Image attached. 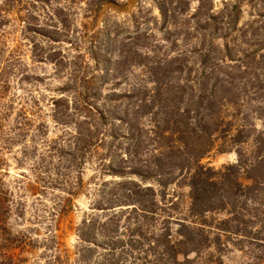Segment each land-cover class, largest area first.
Returning a JSON list of instances; mask_svg holds the SVG:
<instances>
[{
  "label": "trees",
  "instance_id": "trees-1",
  "mask_svg": "<svg viewBox=\"0 0 264 264\" xmlns=\"http://www.w3.org/2000/svg\"><path fill=\"white\" fill-rule=\"evenodd\" d=\"M195 1L154 0L159 39L137 15L127 36L97 30L56 89L69 97L50 98L60 134L49 139L41 93H19L41 82L23 47L41 61V36L64 41L49 26L64 34L65 19L56 6L41 25V0H0V264H29L39 243L20 223L25 192L49 203L42 264H229L235 253V264H264V0ZM59 54L45 53L55 71ZM16 146L17 165L31 160L17 189L4 157ZM225 152L235 160L201 163ZM80 198L69 248L58 220Z\"/></svg>",
  "mask_w": 264,
  "mask_h": 264
},
{
  "label": "rangeland",
  "instance_id": "rangeland-1",
  "mask_svg": "<svg viewBox=\"0 0 264 264\" xmlns=\"http://www.w3.org/2000/svg\"><path fill=\"white\" fill-rule=\"evenodd\" d=\"M210 2V0H208ZM214 2V7L217 8L220 0H212ZM97 0H41V25L48 26L50 24L49 16L52 13V8L56 6L59 7L62 11V15L65 19V24L67 25L66 30L62 33H59V29L62 27L61 22L58 23L55 27L49 26L52 30L50 32L55 39H61V36H66L64 41H51L47 38L41 36V51L59 50L60 54L57 56L65 62L66 67L55 71V66L53 61L49 60L45 53L41 56V61H36V58L31 56L29 48L30 45H25L24 59L30 67H33L32 70L41 77V82L24 84L23 90H19V93L32 94L36 95L35 92L41 93L40 105L36 109H41V121L47 123V137L49 139L56 138L60 134V127L55 125L50 117L52 109L50 105V98L57 97L60 95L68 96L70 92H64L60 94L56 89L58 86L63 85L68 81L69 78L73 77L69 73V68L67 64L73 59L77 51H82L85 53L88 47L91 45L93 40V35L97 30H102L106 28L112 34H116L118 38L127 36L129 33L133 32L135 25H132L131 16H139L140 29L146 30L148 33L152 34L149 41L152 39H159L166 35L167 28H160V22L155 17L158 15L157 5L154 0H110L105 2L97 12H99L96 19V10L98 5L96 4ZM196 5L195 0H190L189 8L193 11ZM116 24L118 26L112 28V25ZM46 26V25H45ZM172 29V27H170ZM62 34V35H61ZM13 39L17 38L16 33L13 34ZM51 41V42H50ZM179 44L181 42H178ZM164 51V46L160 48L159 54ZM87 56L78 59L79 63L87 61ZM121 88V87H119ZM42 134V133H41ZM45 136L41 135V141ZM42 143V142H41ZM41 148V152H42ZM14 154L4 155L7 159L6 168L8 169V174L5 176V179L13 187H19L22 179L19 178V174L26 170V175H30L28 171V163L31 160H26L21 162L20 165H17L14 157H21L19 153V148L16 146L14 148ZM235 160V155L232 152L225 153H216L202 159L201 163L213 166L215 168L220 167L223 164L233 162ZM92 171L87 169L85 171L84 177L88 178L91 175ZM33 178V176H31ZM16 180V182H13ZM25 197L23 199L26 203V221H22L21 226L27 227L30 229L33 237L39 242L33 253L30 255L28 260L29 264H42L41 260V236L46 232L44 229V224L41 223V218L44 216L42 212L43 205H49L43 199H35L37 195H31L28 192L24 193ZM78 206L75 207L73 211L67 215L61 217L58 220V234L61 235L62 241L67 247L75 242L74 229L79 223L83 210L87 206V200L80 198L77 201ZM47 221L46 219L44 220ZM238 253L231 254L227 257L226 262L229 264H235L238 260Z\"/></svg>",
  "mask_w": 264,
  "mask_h": 264
}]
</instances>
